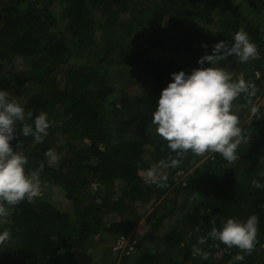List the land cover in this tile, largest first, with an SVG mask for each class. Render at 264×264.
<instances>
[{
  "label": "trees",
  "instance_id": "trees-1",
  "mask_svg": "<svg viewBox=\"0 0 264 264\" xmlns=\"http://www.w3.org/2000/svg\"><path fill=\"white\" fill-rule=\"evenodd\" d=\"M240 29L258 55L243 63L225 57L218 66L257 86L254 96L234 100L248 139L233 161L188 151L172 167L177 157L151 123L157 99L171 73L201 67L199 57L216 42L231 43ZM99 31L107 64L128 82L120 90L98 71L99 62L75 61L86 58ZM134 33L132 44H116ZM162 50L176 58L149 54ZM0 65L9 98L50 121L41 142L22 134L10 141L27 156L26 171L38 172L41 192L2 217L0 231L13 239L0 247V264H230L238 247L198 239L227 218L252 214L259 217L256 246L235 264H264V188L253 183H264V119L250 112L252 105L261 109L264 96V0H0ZM142 73L151 84L138 92L133 84ZM59 140L60 158L49 164L45 151ZM154 165L167 174L166 187L148 176ZM52 187L64 191V203L51 201ZM147 205L145 216L139 209ZM98 242L104 246L95 261L90 249ZM193 245L207 259L194 255Z\"/></svg>",
  "mask_w": 264,
  "mask_h": 264
},
{
  "label": "clouds",
  "instance_id": "clouds-1",
  "mask_svg": "<svg viewBox=\"0 0 264 264\" xmlns=\"http://www.w3.org/2000/svg\"><path fill=\"white\" fill-rule=\"evenodd\" d=\"M202 47L207 48L208 45L205 43ZM257 55L256 43L240 29L233 34L231 43L227 40L216 42L211 54L205 53L199 57L201 67L194 68L190 73L184 70L171 73L173 79L162 89L152 112L151 123L177 157L171 159L172 167L177 166L180 163L178 158L188 151L194 154L218 152L227 161L237 158L239 145L246 142L248 137L233 111V101L241 94L254 96L257 86L254 81L243 77L234 79L231 72L218 66V62L225 57L235 56L238 62L243 63ZM205 62H210V66L204 67ZM250 112L257 113L258 107L252 105ZM28 120L32 123H28ZM49 127L46 112L34 114L25 105L10 99L9 91L0 87V217H7L14 206L23 200L33 202L41 192L38 172L26 171L27 156L14 150L10 141L22 134L31 135L36 142H41ZM45 156L49 164L60 158L53 149L46 150ZM40 167H44L43 162ZM178 173L179 176L184 175L183 172ZM148 176L153 177L158 186H167V174L160 170L159 165L149 169ZM253 183L257 188H264V183L258 180ZM258 223L256 214L246 220L227 218L219 228L213 226L207 236L200 237L198 244L204 245L211 238L222 242L227 248L238 247L241 251L235 253L230 261V264H235L244 260V253L251 254L254 250ZM11 239L13 237L9 230L0 231V247L6 248ZM118 247L121 246L118 244ZM193 254H199L203 259L208 256L207 252L195 245Z\"/></svg>",
  "mask_w": 264,
  "mask_h": 264
},
{
  "label": "rangeland",
  "instance_id": "rangeland-1",
  "mask_svg": "<svg viewBox=\"0 0 264 264\" xmlns=\"http://www.w3.org/2000/svg\"><path fill=\"white\" fill-rule=\"evenodd\" d=\"M230 4L235 5V3H230ZM231 8H232V5L228 4L226 6L225 10L227 9V11H230ZM95 20H98V21L101 20L100 14L97 15ZM198 25H200L201 28L204 27V24H198ZM95 28L98 29L99 25H97ZM149 35H150L149 33H145V36H147V38ZM134 37H135V33L131 34V35H124V36L120 35L118 38L117 37L115 38V42L118 45L123 44V43L132 44L134 42L133 41ZM139 37H141V35ZM95 38H96L95 44H93V46H91V48H89L86 51V53H87V55L85 54L86 58L84 57V58L76 59L75 60L76 63L87 64L88 62H91L94 65L97 62H99V65L97 66L98 71H100L101 74H104L103 72L106 70V72H108L109 81L113 82L114 86L116 88H118V90L122 89L128 82H125V77H124L123 73L121 72V68L116 67L115 64H112V63L107 64V60L104 57V53H105L104 46H105V43L107 41L106 37L104 36L103 32L99 31ZM162 52H164V51L163 50L162 51H153L149 54H150V56L155 57L158 60H167V59L173 60L176 58V55L173 53H170V52L169 53H162ZM177 56H178V54H177ZM105 62H106L105 65L102 64ZM0 69H2L1 65H0ZM150 79L144 73L139 74L138 78H135V80H134L135 84H133L134 85L133 88L135 90H137L138 92H140V90H142L144 88V86H148L151 84ZM259 106L261 107V109L259 107L260 110L258 111V117L261 115V113H264V96L260 99ZM239 108H240L239 104L233 101V111L235 112V114L239 113L238 112ZM249 118H251V116H249ZM249 118H248V120H249ZM259 118L264 119V115L260 116ZM247 121L245 122V124L247 123ZM243 126H245V125H243ZM243 126L241 125V127H243ZM64 144H65L64 140H59L56 144V148H54V151L59 154V149ZM50 197H51V201H53V202L57 201V202H63L64 203L66 201L64 191L59 189V188H56V187L51 188ZM142 207L145 209H139V210L146 216L147 213L151 211V208L149 205H147L145 207L142 206ZM5 221L6 220L4 218L0 217V225H3L5 223ZM138 230H139V233H137V234H139L138 235L139 237L145 235L144 231H142L140 229H138ZM146 244H147V242H146ZM103 246L104 245L101 242L100 243L98 242L95 247H92L90 249V252L92 254H94V256H95V261L99 260L100 257L102 256L101 252L103 250ZM101 260H103V259L101 258Z\"/></svg>",
  "mask_w": 264,
  "mask_h": 264
}]
</instances>
